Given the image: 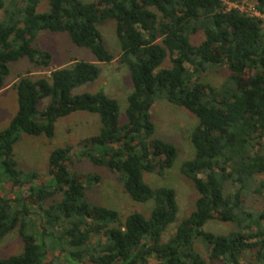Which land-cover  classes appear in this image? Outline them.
<instances>
[{
	"label": "trees",
	"instance_id": "1",
	"mask_svg": "<svg viewBox=\"0 0 264 264\" xmlns=\"http://www.w3.org/2000/svg\"><path fill=\"white\" fill-rule=\"evenodd\" d=\"M40 1L0 0V88L10 62L27 57L49 67L50 53L32 46L39 31L67 33L96 62L73 59L13 83L17 111L0 130V240L16 230L22 248L0 257V264H147L152 258L208 264L195 248L198 240L210 261L264 264V19L227 9L223 0H47L48 10L38 12ZM255 5L264 14V0ZM107 19L115 21L118 60L132 84L121 125L115 98L101 89L72 93L98 79L97 62L115 59L98 30ZM199 33L203 39L193 43ZM166 59L170 66L163 67ZM222 66L228 75L220 91L200 81L201 73ZM44 98L48 104L39 109ZM159 98L198 119L194 156L181 165L197 192L194 209L166 241L162 234L178 211L176 192L143 180L144 172L162 174L177 157L173 143L153 136L150 111ZM77 111L96 113L100 121L96 135L79 141L78 156L118 173L133 200L152 199L148 216L132 212L122 220L116 210L88 202L87 186L98 178L70 171V146L50 152L48 179L35 182L38 173L18 167L13 152L22 134L52 138L55 122ZM5 184L12 195L2 193ZM251 193L262 197L258 210L245 204ZM211 219L232 230L204 231Z\"/></svg>",
	"mask_w": 264,
	"mask_h": 264
},
{
	"label": "rangeland",
	"instance_id": "2",
	"mask_svg": "<svg viewBox=\"0 0 264 264\" xmlns=\"http://www.w3.org/2000/svg\"><path fill=\"white\" fill-rule=\"evenodd\" d=\"M8 1V0H5ZM93 1V0H83ZM255 4L257 0H248ZM225 6L228 0H223ZM48 10L47 0H41L37 6L38 12ZM3 12L0 10V20ZM102 40L106 49L115 56L109 63H97L100 68L97 80L87 82L73 88L72 93L89 92L93 93L102 90L110 97L117 100L119 105V124L127 121L125 109L127 106V96L132 89L129 70L125 64L118 60L120 54V43L116 35L115 21L107 19L98 26ZM44 37L38 38L33 44L46 49L50 55L48 68H41L32 64L27 57H22L17 61L9 63V74L5 79V84L0 88V130L8 126L9 122L17 111V92L13 83L19 76L29 74L32 78L40 75H48L49 71L59 67L63 63L65 66L73 59L94 61L95 57L90 49L79 47L72 43L70 37L65 32L39 31ZM202 33L193 38V43H198L203 39ZM163 67L170 66L169 60H165ZM187 67H189L186 64ZM228 70L225 66L210 68L199 75L202 83L208 84L215 90L220 91L227 80ZM48 98L42 99L38 103V108L43 109L48 104ZM151 116L154 123L155 138L169 141L177 148V157L173 165L166 169L164 173L144 172L143 180L152 188L172 187L176 192L178 211L175 221L172 222L162 234V241L175 231L180 221L188 216L194 209L197 192L191 179L181 171L184 161L192 159L195 153L191 142V132L198 123L194 114L184 107L175 105L165 98L157 99L151 107ZM100 129L99 116L96 113L77 111L68 116L61 117L55 122V130L52 138L44 135L33 136L22 134L14 145V158L18 167L25 173L36 172L40 180L48 179V157L50 152L58 147H72L70 171L78 173H88L96 176L98 180H92L86 189L88 202L102 205L118 212L123 220L128 214L138 212L148 216L154 207L152 199L145 202L133 200L124 190L119 180V174L110 171L106 166L96 165L91 160L79 157L81 150L79 141L85 137L96 135ZM2 193L12 195L9 184L4 185ZM24 189L26 187H23ZM22 188V189H23ZM50 202V201H49ZM247 208L258 210L262 207V197L259 194L251 193L246 199ZM203 230L213 234H227L232 230L230 223L220 222L216 219L209 220ZM22 248L21 238L15 230L0 240V257H6L18 253ZM195 248L208 264H224L222 261H210L204 242L198 240ZM52 253H49V255ZM59 262L64 263V256H58ZM147 264H157L155 259H150Z\"/></svg>",
	"mask_w": 264,
	"mask_h": 264
},
{
	"label": "built area",
	"instance_id": "3",
	"mask_svg": "<svg viewBox=\"0 0 264 264\" xmlns=\"http://www.w3.org/2000/svg\"><path fill=\"white\" fill-rule=\"evenodd\" d=\"M226 5L227 9L235 8L249 16H255L264 19V14L256 8L255 4L250 3L248 0H242L240 2H226Z\"/></svg>",
	"mask_w": 264,
	"mask_h": 264
},
{
	"label": "crops",
	"instance_id": "4",
	"mask_svg": "<svg viewBox=\"0 0 264 264\" xmlns=\"http://www.w3.org/2000/svg\"><path fill=\"white\" fill-rule=\"evenodd\" d=\"M45 35H43V34H37V36L34 38V40H33V42L34 41H36V40H38V38H42V37H44ZM33 42H32V46L34 47V48H39V47H37V46H35L34 44H33ZM40 49H43V50H46V49H44V48H42V47H40ZM71 62V61H70ZM91 62H96L95 60L94 61H91ZM112 62V61H111ZM98 63V62H97ZM62 66H65V63H63L62 65H60L59 67H62ZM56 68H58V67H56ZM97 80V79H96Z\"/></svg>",
	"mask_w": 264,
	"mask_h": 264
}]
</instances>
